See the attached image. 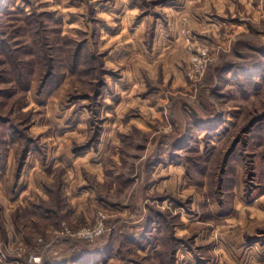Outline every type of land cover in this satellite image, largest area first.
I'll list each match as a JSON object with an SVG mask.
<instances>
[{
    "label": "rangeland",
    "instance_id": "374dc122",
    "mask_svg": "<svg viewBox=\"0 0 264 264\" xmlns=\"http://www.w3.org/2000/svg\"><path fill=\"white\" fill-rule=\"evenodd\" d=\"M0 264H264V0H0Z\"/></svg>",
    "mask_w": 264,
    "mask_h": 264
},
{
    "label": "built area",
    "instance_id": "2783aa9c",
    "mask_svg": "<svg viewBox=\"0 0 264 264\" xmlns=\"http://www.w3.org/2000/svg\"><path fill=\"white\" fill-rule=\"evenodd\" d=\"M102 227L100 226L96 231H94V230H90V229H87V230H84L83 231V234L84 235H88V236H90V235H94L93 233H96V234H100L101 232H102Z\"/></svg>",
    "mask_w": 264,
    "mask_h": 264
},
{
    "label": "trees",
    "instance_id": "16d2710c",
    "mask_svg": "<svg viewBox=\"0 0 264 264\" xmlns=\"http://www.w3.org/2000/svg\"><path fill=\"white\" fill-rule=\"evenodd\" d=\"M29 149H30V148L27 146V148L25 149V152L27 153Z\"/></svg>",
    "mask_w": 264,
    "mask_h": 264
}]
</instances>
